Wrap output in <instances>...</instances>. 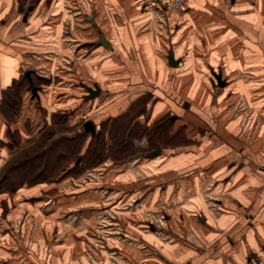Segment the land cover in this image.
<instances>
[{"label": "rangeland", "instance_id": "rangeland-1", "mask_svg": "<svg viewBox=\"0 0 264 264\" xmlns=\"http://www.w3.org/2000/svg\"><path fill=\"white\" fill-rule=\"evenodd\" d=\"M72 3L60 0L45 8L44 19L34 23L39 31L19 41L18 47L25 50L24 68L34 70L32 80L42 97L32 94L22 69L19 79L0 95V264H186L196 251L186 234L194 238L199 229L182 225L183 220L196 219L189 208L198 212L207 204L214 207L215 198L230 203L237 196L230 190L237 184L214 175L231 172L230 148L223 147V155L211 162L209 146L206 153L212 156L206 163H193L189 161L200 155L182 151V145L191 135L199 138L200 123L217 121L228 140H256V154L264 153V35L255 34L253 51L242 48V34L235 35L237 49L229 40L221 50L213 30L206 45L199 32L185 39L176 35L177 52L189 59L182 70L191 75H178L182 81L178 79L175 90L204 85L194 78L200 69L209 74L211 67L200 65L205 60L218 64L228 83L212 85L209 76L204 77L201 97L180 95L168 106L145 91L127 100L118 115L106 116V107L123 100H62L65 92H82L80 81L87 75L84 65L77 75L70 68L76 56V41L69 33ZM136 4L141 11L153 10L142 9L138 0ZM207 33L201 30L204 40ZM120 67L114 77H127ZM35 73L50 80L43 83ZM56 91L60 95L55 96ZM46 92L51 97H45ZM154 107L168 109L157 120L159 129L157 122L146 125ZM183 109L196 117L181 115ZM86 120L96 125L94 133L84 130ZM129 125L132 130L125 132ZM156 143L160 154L147 157ZM173 150L179 152L174 155ZM246 263L264 264L260 259Z\"/></svg>", "mask_w": 264, "mask_h": 264}, {"label": "crops", "instance_id": "crops-1", "mask_svg": "<svg viewBox=\"0 0 264 264\" xmlns=\"http://www.w3.org/2000/svg\"><path fill=\"white\" fill-rule=\"evenodd\" d=\"M59 1L0 0V95L5 88L19 79L21 69L24 73L30 70V75L33 76L32 68H24L27 65L25 50H20L19 41H24L25 38L37 33L39 29L34 23L44 19L47 13L45 8ZM69 1L74 4L71 5L73 14L70 17L72 25L69 33L76 41L74 47L76 56L71 60L70 68L72 73L77 75L75 71L84 65L87 68V75L80 81L83 91L74 95L65 92L62 100L78 98L91 103L97 97L102 100L122 99L123 103H114L108 108L105 106L107 110L105 109L102 114L106 116L118 115L127 100H136L145 91L155 100H166L165 104L168 106V102H171L169 100L180 99L181 96L201 97V92L206 91L205 78L208 76L212 85H217L215 76L218 73L225 81L224 85L228 83L229 79L222 68H217L218 64L215 66L210 61L208 64L205 60L200 65L201 68L209 65L211 67L209 74L200 69L194 78V82L204 85L200 84L198 90L184 88L175 90L178 79L182 81L177 78L178 75L183 78L189 74L182 70V64L187 63L189 59H185L183 54L177 52L176 35L185 39L199 32V39L206 45L207 38H210L209 31L213 30L217 37L215 41H221L217 48L221 50L224 49V44H229V40L230 47L237 49L234 45L237 41L235 35L242 34V48L252 51L255 49L253 42L255 34L264 35V0H185L186 7L183 11L148 12L141 11L136 4L137 0ZM87 2L89 6L85 7ZM254 2L255 5H249ZM25 13L26 19L23 20ZM201 30L208 31L205 40L201 36ZM100 37L108 41L107 46L98 43ZM82 51H86L88 56L78 59ZM170 52L179 60L176 66H170L168 62L167 56ZM200 62L199 58L198 64ZM5 64L14 67V70L12 67L10 68L12 70L5 69ZM116 66H121L120 68L124 69L123 73H129L128 76L114 77ZM8 70L12 73L9 78L6 77L10 74ZM35 75L40 76L36 73ZM40 77L43 83L50 80ZM138 84L141 86L139 90ZM96 86L99 87V94L93 98H86L87 87ZM44 95L49 97L51 94L46 92ZM57 95H60V92L56 91L55 96ZM62 100L60 99V102H63ZM77 105L71 106V110L76 109ZM60 107L63 109V106H59V109ZM187 109H183L181 115H189L190 119L191 117L194 119L196 116L194 117L189 110V113L185 114ZM151 110L150 117L146 120L147 125L161 117L168 109L160 112L154 107ZM196 127L200 131L199 138H192L191 135V139L183 143L182 151H192L200 155L198 159L194 157V160L189 162L194 163L198 160L199 163H206L212 156L206 153L207 147L213 148L210 153L214 159H211V162L223 155V147L230 148L227 163L231 172L226 175H222L221 172L218 175V171L214 175L215 179L230 180L232 185L236 183L235 189H231L230 193H236L237 196L231 199L230 203H227V199L215 198L214 207L207 204L200 207L198 212L189 208L196 219H190V222L183 220L182 225L199 226V229L194 238L186 234L187 238L190 237L189 245L196 249L186 264H248L246 262H253L254 259H260L264 263V153L256 154V150L259 151L256 140L249 139L245 142H239L237 139L228 140L224 136L222 124L217 121L212 123L203 121ZM262 144L264 148V142ZM173 151L174 155L179 152ZM151 228L153 229V226Z\"/></svg>", "mask_w": 264, "mask_h": 264}, {"label": "water", "instance_id": "water-1", "mask_svg": "<svg viewBox=\"0 0 264 264\" xmlns=\"http://www.w3.org/2000/svg\"><path fill=\"white\" fill-rule=\"evenodd\" d=\"M20 9L22 10V7ZM29 9H31V7H29ZM25 19H26V13L24 14V17H23V20H25ZM98 43L102 44L103 46H107L108 45V41L105 40L104 37H100V39L98 40ZM167 58H168V62L170 64V66H176L177 63H178V61H179L178 59H175L174 58V55H173L172 52H170L168 54ZM24 74L27 77L29 83L32 85V88H31L32 94L33 95L37 94V92H36L37 91L36 90L37 87L36 86H33V81H32V77L30 75V70H26ZM215 77H216L215 78L216 79V83L219 86H223L225 84V81L221 78L220 73L216 74ZM87 92H88V94H87L86 98H93V97H95V96H97L99 94L100 90H99V87L98 86H96L94 88L87 87ZM83 126H84V130H88L91 133H94V131H95V125H94V123L91 120H86L84 122ZM160 151H161L160 147L157 146L154 150H152L150 152H147L146 153V156L147 157L156 156V155L160 154Z\"/></svg>", "mask_w": 264, "mask_h": 264}, {"label": "built area", "instance_id": "built-area-1", "mask_svg": "<svg viewBox=\"0 0 264 264\" xmlns=\"http://www.w3.org/2000/svg\"><path fill=\"white\" fill-rule=\"evenodd\" d=\"M145 10H182L186 7L185 0H138Z\"/></svg>", "mask_w": 264, "mask_h": 264}, {"label": "trees", "instance_id": "trees-1", "mask_svg": "<svg viewBox=\"0 0 264 264\" xmlns=\"http://www.w3.org/2000/svg\"><path fill=\"white\" fill-rule=\"evenodd\" d=\"M24 76H25V74H24ZM25 78L27 79L26 76H25ZM32 81H33V80H32ZM28 82H29V81H28ZM29 84H30V83H29ZM30 85H31V84H30ZM34 85H35V84H34V82H33V86H34ZM10 88H11V87H10ZM10 88H9V89H10ZM31 88H32V85H31ZM37 88H38V87H37ZM6 93H8V92H6ZM14 94H16V93H14ZM120 118H121V116H120L117 120H119ZM137 119H138V118H137ZM157 120H158V119H156L155 121H153V124H151V125H154L155 122H157ZM120 122H122V121H120ZM158 122H159V121H158ZM158 122H157V123H158ZM113 124H114V123H113ZM132 125H135V124L133 123V124H131V126H132ZM146 125H147V121H146ZM151 125H147V127L150 128ZM155 125H156V124H155ZM129 126H130V125H129ZM129 126L127 127V129H125V130H126L125 132H130V131L132 130V127H131V126L129 127ZM160 126H161V125L158 123V124L156 125V129L161 128ZM151 127H152V126H151ZM157 127H159V128H157ZM95 133H96V132H95ZM126 137H127V136H126ZM120 141H121L120 143H123V145L128 146V143H127L125 140H124V141H123V140H120ZM109 144H110V143H109ZM159 145H160V144L156 143V144H155V148H156L157 146H159Z\"/></svg>", "mask_w": 264, "mask_h": 264}, {"label": "flooded vegetation", "instance_id": "flooded-vegetation-1", "mask_svg": "<svg viewBox=\"0 0 264 264\" xmlns=\"http://www.w3.org/2000/svg\"><path fill=\"white\" fill-rule=\"evenodd\" d=\"M34 86H36V85H34ZM37 87V86H36Z\"/></svg>", "mask_w": 264, "mask_h": 264}]
</instances>
